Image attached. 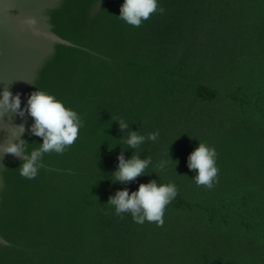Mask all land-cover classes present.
I'll return each mask as SVG.
<instances>
[{"label":"trees","instance_id":"1","mask_svg":"<svg viewBox=\"0 0 264 264\" xmlns=\"http://www.w3.org/2000/svg\"><path fill=\"white\" fill-rule=\"evenodd\" d=\"M122 2L63 0L48 12L72 47L55 45L30 94L55 96L82 127L34 179L4 162L0 264H264V0H159L164 12L138 28L118 18ZM120 119L146 138L137 149ZM31 125L26 112L29 153L40 143ZM198 142L217 154L211 189L187 167ZM121 151L150 157L146 176L112 183ZM167 155L176 167L161 171ZM149 181L178 189L162 225L107 204Z\"/></svg>","mask_w":264,"mask_h":264},{"label":"clouds","instance_id":"2","mask_svg":"<svg viewBox=\"0 0 264 264\" xmlns=\"http://www.w3.org/2000/svg\"><path fill=\"white\" fill-rule=\"evenodd\" d=\"M164 9L159 6V0H123L118 18L132 27H140L143 21L152 14H162ZM0 108L12 112H24L32 120L29 129L31 135L40 138L39 147L28 152L29 143L19 139L24 133L23 125H20L12 133L13 142L0 146V155H12L21 160L19 164L20 175L27 179H34L41 168L44 154L55 152L63 153L67 146L72 145L78 138L82 127L79 114L67 108L55 96L45 91H33L26 102V109H20L19 96H12L10 92H0ZM118 129L126 136L125 143L128 149H137L145 142V137L137 131H131L127 121L120 119L115 122ZM157 133H151L147 140L155 141ZM216 151L206 143H199L187 157V167L194 171V180L197 186H205L211 189L217 182L218 168L216 166ZM117 166L111 175L115 182L127 185L138 177L146 176L145 170L152 163L150 157L141 159L140 156L131 155L125 158L123 151L117 156ZM175 164L167 155V160L159 165L163 171L167 165ZM4 168L3 166H0ZM178 189L174 183H157L149 181L139 184L135 191H129L127 187L118 190L110 196L107 204L114 208L116 215L130 214L137 224L155 222L158 226L163 224V216L166 206L177 196Z\"/></svg>","mask_w":264,"mask_h":264},{"label":"water","instance_id":"3","mask_svg":"<svg viewBox=\"0 0 264 264\" xmlns=\"http://www.w3.org/2000/svg\"><path fill=\"white\" fill-rule=\"evenodd\" d=\"M63 0H0V92L19 96L20 109L34 86L39 70L55 51V45L72 44L53 33L48 12L57 9ZM24 112L0 108V146L13 142L12 133L24 126ZM24 133L19 137L23 140ZM12 155H0L4 162H18ZM0 167V190L3 186ZM0 245L7 243L0 238Z\"/></svg>","mask_w":264,"mask_h":264}]
</instances>
